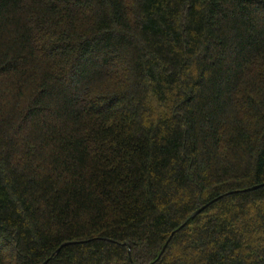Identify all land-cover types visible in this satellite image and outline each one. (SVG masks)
<instances>
[{"label": "trees", "instance_id": "trees-1", "mask_svg": "<svg viewBox=\"0 0 264 264\" xmlns=\"http://www.w3.org/2000/svg\"><path fill=\"white\" fill-rule=\"evenodd\" d=\"M0 264H264V0H0Z\"/></svg>", "mask_w": 264, "mask_h": 264}, {"label": "water", "instance_id": "water-1", "mask_svg": "<svg viewBox=\"0 0 264 264\" xmlns=\"http://www.w3.org/2000/svg\"><path fill=\"white\" fill-rule=\"evenodd\" d=\"M206 208V206L198 209L193 215L192 218L196 217L197 215H199L204 209ZM163 252V251H162Z\"/></svg>", "mask_w": 264, "mask_h": 264}]
</instances>
